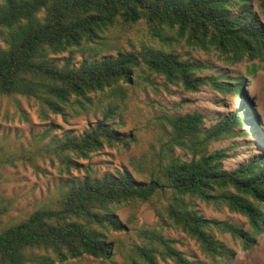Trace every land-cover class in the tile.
<instances>
[{
	"label": "trees",
	"instance_id": "1",
	"mask_svg": "<svg viewBox=\"0 0 264 264\" xmlns=\"http://www.w3.org/2000/svg\"><path fill=\"white\" fill-rule=\"evenodd\" d=\"M249 0H0V95L34 98L45 112L64 115V109L105 89L118 91L136 74L161 76L185 91L208 85L236 95L238 107L205 126L198 111L164 115L166 141L154 150L148 180L128 171L99 177L71 179L55 208H37L24 219L0 229V264H55L83 255L106 264H159L157 257L174 264H229L233 250L212 235L228 233L243 247L264 232V155L249 157L232 170L223 169L226 149H210L211 142L238 134L246 126L258 132V122L247 106L239 83L223 76L200 75L208 68L184 59L169 48L173 42L193 49L214 50L231 63L243 60L264 68V25L256 19ZM258 7L264 15V0ZM144 24L154 45L114 55L93 56L73 63H57L51 55L97 43L117 26ZM126 30V29H125ZM88 49H92L91 45ZM92 50H96L95 48ZM253 64V63H252ZM255 66L248 70L254 80ZM83 105V109H84ZM108 108L77 135L54 139L51 150L66 167L104 145H126V139L108 124ZM245 116V118H244ZM181 149L188 159L173 156ZM159 194L166 203L156 210L171 225L192 237L203 258L189 259L174 247V240L152 226L133 230L141 244L130 247L123 260L113 258L114 241L107 233L127 232L112 209L128 201H151ZM224 205L246 219L248 230L226 220L206 218L190 209L184 197Z\"/></svg>",
	"mask_w": 264,
	"mask_h": 264
},
{
	"label": "rangeland",
	"instance_id": "2",
	"mask_svg": "<svg viewBox=\"0 0 264 264\" xmlns=\"http://www.w3.org/2000/svg\"><path fill=\"white\" fill-rule=\"evenodd\" d=\"M260 0H249L256 19L264 25V15L258 4ZM126 29V30H125ZM97 43L51 55L57 63L71 58L73 63L93 56L114 55L118 50H140L145 45H154L149 39L144 24L117 26L106 30ZM182 58L203 62L208 66L200 75L223 76L228 81L241 85L247 106L258 122V134L246 126L238 128V134L213 140L210 149L224 148L227 157L223 169L232 170L254 155H264V68L252 61L231 63L214 50L193 49L183 41L169 46ZM253 63V64H252ZM255 66L254 78L247 71ZM64 109V115L49 112L43 118L41 105L31 97L22 95H0V229L24 219L37 208H55L65 192L66 183L84 176L99 177L106 173L128 171L135 179L148 180L149 169L154 165L153 151L161 150L166 141V128L162 126L164 115L198 111L204 116L205 126L221 116L230 114L240 102L231 92L220 93L208 85L195 91H185L178 84L166 83L161 76L136 74L131 83H119L118 91L105 89L88 95ZM84 106V109L82 108ZM112 107L108 124L126 139V145H104L88 158L76 159L78 167H66L51 150L54 139L66 133L77 135L101 119ZM245 118V116H244ZM173 156L188 159L181 149L170 151ZM186 205L206 218L226 220L248 230L246 219L230 212L224 205L206 203L195 197H184ZM166 203L156 194L151 201L132 200L117 204L112 209L127 232L107 233L114 241L112 258L123 260L129 248L141 244L133 230L141 225L152 226L170 239L174 247L189 259L203 258L196 241L179 228L161 218L155 209ZM233 250L229 264H264V232L256 236L251 245L243 247L239 239L228 233L211 232ZM135 247V246H134ZM159 264H174L170 259L157 257ZM55 264H106L103 259L83 255Z\"/></svg>",
	"mask_w": 264,
	"mask_h": 264
}]
</instances>
